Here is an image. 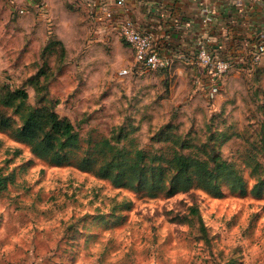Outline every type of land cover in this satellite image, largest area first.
Returning a JSON list of instances; mask_svg holds the SVG:
<instances>
[{"label":"rangeland","instance_id":"rangeland-1","mask_svg":"<svg viewBox=\"0 0 264 264\" xmlns=\"http://www.w3.org/2000/svg\"><path fill=\"white\" fill-rule=\"evenodd\" d=\"M85 8L0 0V94L25 88L28 104L54 108L85 139L54 163L15 135L20 114L0 102L10 121L0 124V264H264V58L234 61L211 97L197 83L205 71L139 69L128 48L92 41ZM102 136L155 156L147 185L80 167ZM175 151L210 166L219 154L235 173L190 172L173 188Z\"/></svg>","mask_w":264,"mask_h":264},{"label":"crops","instance_id":"crops-1","mask_svg":"<svg viewBox=\"0 0 264 264\" xmlns=\"http://www.w3.org/2000/svg\"><path fill=\"white\" fill-rule=\"evenodd\" d=\"M123 1L119 4L117 0H82L91 17L85 25L92 29V41H112L120 47L128 48L132 53L133 64V49L120 36L118 27L115 26L116 20L99 18L100 15L105 16L102 13L103 7H110L115 12V19L117 16H128L141 29L152 31L157 49L163 55L171 57L172 64H186L202 72L204 69L197 61L200 41L207 42L212 51L236 61L248 60L256 44L264 41V0ZM209 6L215 9L213 20L204 22L203 9ZM197 83L205 87L206 74L201 73Z\"/></svg>","mask_w":264,"mask_h":264},{"label":"trees","instance_id":"trees-1","mask_svg":"<svg viewBox=\"0 0 264 264\" xmlns=\"http://www.w3.org/2000/svg\"><path fill=\"white\" fill-rule=\"evenodd\" d=\"M61 41H52L55 44ZM63 44V43H62ZM37 74L36 84L39 83ZM28 92L23 87L12 88L4 85L0 94V102L5 105H15L22 123L15 129V135L27 142L31 149L39 156L46 157L58 164L70 162L74 154L84 142V137L75 124L67 117H61L54 108L48 105L34 106L27 103ZM42 99L39 100L41 102ZM0 124L7 126L10 121L7 117L0 116ZM113 136H102L93 141L90 140L87 151L80 157L79 165L84 169H96L100 175H112L117 181H123L127 172H130L139 187L149 183L147 160L149 153L142 148L121 147V137L117 136L114 143ZM214 165L210 166L209 159H202L193 155H186L175 151L170 162L176 171L171 179L172 187L177 188L179 178L190 172L213 174V176L225 173L233 175L235 169L227 160L219 154L212 156ZM101 158V161H99ZM155 159V156L151 160ZM162 168V166H159ZM163 171H159V183L163 181ZM5 175L0 173V189L6 186ZM241 180V177H238ZM212 190H219L215 184Z\"/></svg>","mask_w":264,"mask_h":264},{"label":"built area","instance_id":"built-area-1","mask_svg":"<svg viewBox=\"0 0 264 264\" xmlns=\"http://www.w3.org/2000/svg\"><path fill=\"white\" fill-rule=\"evenodd\" d=\"M38 2L41 0H37ZM119 4H122L123 0H117ZM205 15L204 22L213 20L215 12L214 7L209 6L204 9ZM21 12H25L23 7L20 8ZM102 13L105 16L100 15L101 20H116L115 26L118 27L120 36L127 41L134 53V66L139 69L145 70H159L164 67L172 65L171 57L163 55L159 52L155 45V35L150 30L141 29L134 19L128 16H120L115 19V12L108 6L102 8ZM105 17V18H104ZM264 58V41L256 44L254 50L250 53V58L244 61L246 65L248 62L251 65L261 61ZM197 61L203 67L207 76V91L209 96L214 97L221 89L223 77L231 69L235 59L229 56H222L212 51L205 41H200L198 44ZM121 74L128 73V69L124 68L119 71Z\"/></svg>","mask_w":264,"mask_h":264}]
</instances>
